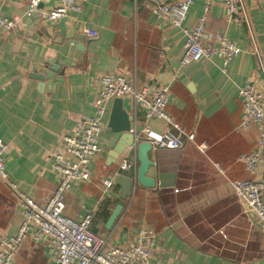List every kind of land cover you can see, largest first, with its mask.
I'll return each instance as SVG.
<instances>
[{
  "label": "crops",
  "instance_id": "obj_1",
  "mask_svg": "<svg viewBox=\"0 0 264 264\" xmlns=\"http://www.w3.org/2000/svg\"><path fill=\"white\" fill-rule=\"evenodd\" d=\"M143 1L74 0L64 17L40 19L31 26L25 16L29 0H0V15L23 21L11 30L0 29V140L7 144L3 161L9 181L37 203L47 201L58 177L51 155L61 148L62 137L72 132L79 116L93 113L102 74H124L138 87L169 82L167 112L185 132H194V140L181 148L151 150L153 165L147 176L155 179V186L136 183L122 200L119 186L103 184L119 173L123 157H132L128 146L109 157L114 136L107 125L111 101L99 135L101 150L90 162V179L75 181L65 192L64 214L77 219L92 210L91 230L110 245L134 241L141 227L153 230L150 264H264V224L247 211L229 183L260 174L249 173L238 160L240 154L254 150L257 136L255 126L238 129L243 111L238 88L255 77L264 78V0H244L250 26L228 22L220 2L207 12L205 30L223 32L242 49L225 72L218 56L180 65L182 28L156 18ZM203 1H193L183 27L197 22ZM86 29L96 35L88 36ZM54 61L63 74L56 72L42 90L35 76ZM129 113L138 129L147 125L163 132L168 127L162 119L146 120L140 106L131 105ZM199 144L206 145L203 152ZM119 203L121 214L106 229ZM21 220L16 194L0 180V234H15ZM13 264H54L53 253L31 232Z\"/></svg>",
  "mask_w": 264,
  "mask_h": 264
},
{
  "label": "built area",
  "instance_id": "obj_2",
  "mask_svg": "<svg viewBox=\"0 0 264 264\" xmlns=\"http://www.w3.org/2000/svg\"><path fill=\"white\" fill-rule=\"evenodd\" d=\"M74 0H29L28 18L37 12L44 21H54L67 15L68 3ZM194 0H144L143 6L162 22L173 27H181L185 37L183 51L179 63L185 66L202 59L210 60L218 56L221 69L226 71L228 63L242 49L223 32L211 34L205 30L207 12L215 2H220L228 22L242 23L248 26L249 20L245 12L244 0H204L203 10L197 22L191 27H183L190 5ZM57 2L49 8L46 4ZM40 3L44 7L38 10ZM23 23L20 18L0 15V29L11 30ZM25 24V22H24ZM88 36L96 35L94 30L86 29ZM264 78L255 77L238 88L242 100V115L238 129L255 126L257 136L255 148L251 152L242 153L238 160L251 174H258L255 179L229 180L234 195L240 199L247 211L264 224ZM170 92L169 82H152L150 85L138 87L135 80L124 74L106 73L98 78V91L93 102V113L81 114L70 134L62 137L61 148L51 155L52 168L57 172V185L53 194L44 204L37 203L30 195L18 190L16 184L9 181L8 172L3 161V153L7 148L5 141L0 140V180L12 190L18 199L22 212V220L16 233L10 236L0 234V264H13L15 257L29 233L43 238L53 253L54 264H150L152 248L155 242L153 230L141 227L134 241L124 246L110 245L101 235L90 228L94 215L88 210L74 219L64 214V194L75 181L90 179V162L101 148L99 135L106 123L107 106L115 98L129 97L130 104L145 110V119L158 118L166 121L168 127L159 132L143 125L139 129L133 118L129 133L133 134L132 144L128 146L126 155L121 160L118 172L131 171L136 175V145L147 140L152 150L158 148H181L185 141L194 140V132H185L181 125L167 112ZM135 125V126H134ZM203 152L205 144L197 145ZM217 170L223 168L214 163ZM105 187L112 182L104 180Z\"/></svg>",
  "mask_w": 264,
  "mask_h": 264
},
{
  "label": "water",
  "instance_id": "obj_3",
  "mask_svg": "<svg viewBox=\"0 0 264 264\" xmlns=\"http://www.w3.org/2000/svg\"><path fill=\"white\" fill-rule=\"evenodd\" d=\"M44 7L43 3H40L38 10ZM31 23V26L38 24L40 18L37 12L32 13L26 23ZM31 26H27L31 30ZM60 64L54 61L52 64H47L46 68L36 74L35 78L40 81V86L42 90L45 88V81L52 80L55 78V73L59 72V76L63 74V70H59ZM130 99L129 97L120 98L117 97L112 102L111 111L108 117L107 125L114 132L113 138L110 140L109 147L112 149V153L109 154V157L115 158L125 146H129L133 141V134L129 133L131 128V123L133 116L130 112ZM120 140L118 147L115 143L117 140ZM152 150V145L147 140H142L136 145V156L138 161V166L136 169L135 177L124 175L122 173H116L112 179V183L116 186H119V196L122 200L126 199L131 195L133 187L136 183L146 188H153L156 184L155 179L147 176L149 168L153 165V162L149 158V152ZM123 209L122 204H117L115 208L110 213V216L107 219L105 228L110 229L115 224L117 218L120 216Z\"/></svg>",
  "mask_w": 264,
  "mask_h": 264
}]
</instances>
